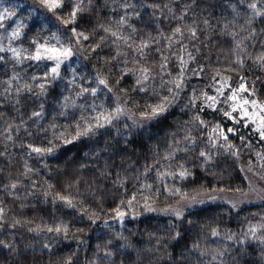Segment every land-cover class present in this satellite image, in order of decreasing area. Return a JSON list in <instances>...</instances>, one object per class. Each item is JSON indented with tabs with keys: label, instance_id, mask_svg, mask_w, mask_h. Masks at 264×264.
<instances>
[{
	"label": "clouds",
	"instance_id": "1",
	"mask_svg": "<svg viewBox=\"0 0 264 264\" xmlns=\"http://www.w3.org/2000/svg\"><path fill=\"white\" fill-rule=\"evenodd\" d=\"M0 264H264V0H0Z\"/></svg>",
	"mask_w": 264,
	"mask_h": 264
},
{
	"label": "snow or ice",
	"instance_id": "2",
	"mask_svg": "<svg viewBox=\"0 0 264 264\" xmlns=\"http://www.w3.org/2000/svg\"><path fill=\"white\" fill-rule=\"evenodd\" d=\"M53 6H55V5L53 4Z\"/></svg>",
	"mask_w": 264,
	"mask_h": 264
}]
</instances>
